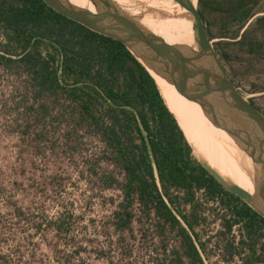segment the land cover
Here are the masks:
<instances>
[{"label":"trees","instance_id":"trees-1","mask_svg":"<svg viewBox=\"0 0 264 264\" xmlns=\"http://www.w3.org/2000/svg\"><path fill=\"white\" fill-rule=\"evenodd\" d=\"M198 12L221 63L264 54V0H198ZM0 72L16 84L19 128L35 148L98 144L93 173L121 193L116 231H131L138 213L169 234L163 264H264V219L201 166L223 172L184 103L122 43L42 0H0ZM51 223L71 231L63 215Z\"/></svg>","mask_w":264,"mask_h":264},{"label":"rangeland","instance_id":"rangeland-1","mask_svg":"<svg viewBox=\"0 0 264 264\" xmlns=\"http://www.w3.org/2000/svg\"><path fill=\"white\" fill-rule=\"evenodd\" d=\"M112 1L125 15H151L142 0ZM179 9L184 19L186 11ZM238 54L237 61L222 64L237 91L264 113V54ZM15 85L0 72V264H163L170 238L159 234L157 223L137 213L131 231L115 230L121 193L94 175L95 141L69 148L53 138L40 151L21 134ZM61 215L71 228L67 234L53 230L51 222Z\"/></svg>","mask_w":264,"mask_h":264},{"label":"water","instance_id":"water-1","mask_svg":"<svg viewBox=\"0 0 264 264\" xmlns=\"http://www.w3.org/2000/svg\"><path fill=\"white\" fill-rule=\"evenodd\" d=\"M42 1L90 31L119 41L143 65L156 84V78L163 80L188 101L198 105L208 120L223 131L253 165L251 180L254 192L251 194L240 188L197 158L201 166L225 191L238 197L264 219V116L230 81L205 33L198 0L196 6L190 0H171L190 13L196 44V48L191 49L165 45L160 37L137 21L138 17L120 12L112 0H86L94 12L74 6L69 0ZM179 16L182 15L173 17Z\"/></svg>","mask_w":264,"mask_h":264},{"label":"bare ground","instance_id":"bare-ground-1","mask_svg":"<svg viewBox=\"0 0 264 264\" xmlns=\"http://www.w3.org/2000/svg\"><path fill=\"white\" fill-rule=\"evenodd\" d=\"M69 1L74 6L94 12L93 7L86 0ZM114 1L117 2V0ZM142 1L143 5L147 7V12L151 14L143 19L136 18L144 28L160 37L162 42L167 46L185 47L186 49L194 48L192 20L188 11L185 12L184 19L174 18L173 16H175V14L178 15L177 13L180 9L176 4H173L171 0ZM190 2L193 6H196L197 4V0H190ZM168 6L169 9L167 8ZM161 81L191 112L194 126L198 132L204 136L209 147L218 154L223 165V172L218 170L201 153L200 154L207 160L213 169L220 173V175L252 194L254 192V184L251 177L254 173V167L251 162L238 150L236 144L223 131L219 130L210 122V120H208L207 116L202 112L198 105L188 101L184 95L175 90V88L165 81ZM177 121L185 131L178 119Z\"/></svg>","mask_w":264,"mask_h":264},{"label":"flooded vegetation","instance_id":"flooded-vegetation-1","mask_svg":"<svg viewBox=\"0 0 264 264\" xmlns=\"http://www.w3.org/2000/svg\"><path fill=\"white\" fill-rule=\"evenodd\" d=\"M250 103V102H249ZM259 113H261L264 116V113L253 103H250Z\"/></svg>","mask_w":264,"mask_h":264}]
</instances>
